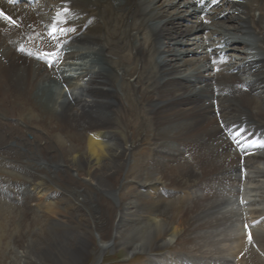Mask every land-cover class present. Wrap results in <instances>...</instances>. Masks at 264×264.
Instances as JSON below:
<instances>
[{"label":"bare ground","instance_id":"obj_1","mask_svg":"<svg viewBox=\"0 0 264 264\" xmlns=\"http://www.w3.org/2000/svg\"><path fill=\"white\" fill-rule=\"evenodd\" d=\"M263 10L264 0H53L52 3L40 2L35 7L26 4L9 6L0 0V109L17 104L23 106L22 110L12 107L15 109L13 112L12 108L11 112L0 110V159L17 164L25 160L58 163L61 178L76 177L81 180L76 190L79 206L87 205L93 211L100 209L99 200L108 204L109 199H114L117 184L113 185L108 179L115 178L122 171L139 134L138 124L145 122V118H137L138 112L133 103L148 101L152 107V123L156 127L172 126L168 132L165 131L166 139L156 143L163 148L159 150L162 159L171 163L181 155L176 148L165 149L168 141H173L177 146L189 147L198 161H207V164L213 161L211 176L225 173L222 177L209 176L210 183L197 182L200 187L187 193V206L185 211L182 210L187 222L196 226L195 229L226 224L230 220L227 213L205 220L204 214L211 212L210 215H214L217 212L215 208L224 207L225 203L223 199L222 202L219 200L218 194H211L213 184L220 181L221 186L232 184L244 187L245 192H240L243 204L237 216L241 217L242 223L239 224L242 226H232L235 235L241 230L243 233L240 232L237 237L224 234L222 238L219 236L223 233L215 234L213 236H219L211 238V243L217 240L223 250L231 252L222 257L223 260L236 258L245 250L249 254L250 243L256 241L254 236L260 240L262 237L259 238V235H264V171L261 169L264 152L243 155L232 152V149L253 126L254 129L258 125L264 128V110L261 107L264 106ZM204 12L206 16H203ZM129 21L130 25L127 24ZM223 21H229L232 29L228 26L223 30L215 28V24H222ZM122 24L128 35L126 49L130 53H123L124 44L119 46L123 42ZM54 25H57L56 28H53ZM168 37L171 42L162 41ZM76 42L88 43L92 47L76 48L72 46ZM37 48L41 51L36 52H44L46 59L53 58V63L37 59L33 51L30 52ZM150 76L151 81L147 79L146 82ZM56 82L67 89L76 86L88 94L72 97L74 94L71 92L72 98L60 102L58 94L63 91H60L61 94L54 91L53 84ZM139 82H146L147 89L139 90ZM111 97L118 100L119 110L110 101ZM96 106L105 107V111L96 113L93 110ZM7 113H13L18 122L11 121L12 116L10 118ZM118 115L130 127L131 134L112 126V118ZM43 119L50 123L49 127L46 126L49 135L56 129L70 128L80 132L78 136L85 139L87 151H64L58 156L46 150V137L35 132L43 126ZM237 123L238 126L247 125L230 141L224 133ZM30 136L33 138L30 139ZM53 137L56 144L67 146L60 137ZM35 138L39 140L35 141ZM259 148L264 149V144ZM92 157L96 158L95 166L90 163ZM101 162L103 164L99 165ZM191 163L180 168L179 176L183 180V177L195 176L197 163ZM173 166L171 170L175 171ZM70 169H83V177L70 173ZM203 172L207 171L204 169ZM170 176L162 177L163 181L179 184ZM0 181V191L7 190L8 186ZM27 182L36 186L34 180ZM22 190L27 209L34 211L36 204L30 199L33 189L24 186ZM199 191L202 194H198ZM132 198L114 206L110 230L106 228V215L103 213L89 222H84L86 216L76 218V223L62 224L48 232L41 228L30 231L20 220L8 250L13 256V263L33 264L35 259L40 264H80L90 253L88 248L93 243L99 253L119 247L133 253L170 244L172 239L167 242L161 239V235L174 237L178 232L166 228L160 232L162 230L158 228L162 224L158 221L151 222L153 228L149 227L142 235L125 232V226L139 222L136 214L144 207L143 201ZM80 207L78 211H81ZM3 208L0 207V218L8 214ZM124 218L127 223H124ZM81 226L83 234L77 230ZM191 226L187 227L186 233L193 231ZM89 228H92L91 232ZM27 231L31 235L25 239ZM87 232L89 236H86ZM94 232L97 238L93 237ZM33 235L35 237H31ZM251 235L252 240L249 239ZM179 237H182V242L190 243L187 234L182 233ZM204 237L196 236L191 243L198 239L202 241ZM262 241L264 245V238ZM204 246L202 244L194 249L201 253ZM63 251L70 258L62 255ZM239 258L241 264H250L244 261L245 258Z\"/></svg>","mask_w":264,"mask_h":264},{"label":"rangeland","instance_id":"obj_2","mask_svg":"<svg viewBox=\"0 0 264 264\" xmlns=\"http://www.w3.org/2000/svg\"><path fill=\"white\" fill-rule=\"evenodd\" d=\"M46 2L52 3L53 0H45L43 3H46ZM161 2H163V0H161ZM256 13H258V12H256ZM127 24L130 25L131 22L129 21ZM185 24L187 25L188 23L185 22ZM217 25L218 24H215L216 29L223 30L227 26L229 28H231L229 21H223L222 24L221 23L219 24L220 26L218 25L219 27ZM121 28H123V24H122ZM123 30H124V28H123ZM121 37L123 39L122 40L123 42H120L119 46L124 44L125 48L123 50V53H130V51L126 49L127 48L126 45L129 44L128 35L126 33V30H124V33ZM150 38H151V35H150ZM212 38H213V36H212ZM170 39L171 38L168 37V39L167 38L162 39V41L167 40L166 42H171ZM112 41H114V39H112ZM114 42H116V41H114ZM169 45H171V44H169ZM72 46H74L76 48H82V49L92 47L91 44L82 43V42L73 43ZM176 48L179 49V47H176ZM157 56H158V54H157ZM115 58L116 57H114V59ZM141 62L142 61H139V63H141ZM145 76H146V74H145ZM145 76H143V77H145ZM147 79H149L151 81V76L149 78H146V80H145L146 82H147ZM73 82H71V83H73ZM146 82H139L138 83L139 87H140L139 90L147 89L148 85ZM53 88H54V91H56L57 93L58 92L60 93L61 90L63 91L62 94L60 93L62 96L58 94V98L60 99L59 100L60 102L61 101L65 102L66 100H68L72 97L82 96V94H83V96L88 94L87 91L82 92V90L78 89V87H76V86H74L71 89L70 88L67 89V87L65 85H63L62 83H57V82L53 84ZM191 89L194 90V86H192ZM71 92L74 94L73 96L70 94ZM62 98H63V100H62ZM110 101H112V103L115 105L114 107L116 109H118V110L120 109V106H119V103H118V100L116 99V97H111ZM135 102L133 103V105H134V107H136L135 110L137 109L136 112H138L137 118L138 119L145 118V122L143 124H141V123L138 124V127H139L138 133L139 134L136 135L135 145H134L133 149L131 150V154L128 157L129 159L124 164L122 171L120 173L116 174L117 175L115 177L116 179L115 178L108 179V181L110 183H112L113 185L117 184V186L115 185L117 190L114 192L115 193L114 199H109L110 203H108V204H104L105 203L104 201L99 200L98 205H99L100 209L96 208V210L93 211V209L88 207L87 205H84L81 207L79 206L80 203L78 202V200L76 198V196H77L76 190H77V188L80 187L81 180H79L78 178L76 179V177H74L72 179H70L69 177L61 178L60 177L61 171L59 170V166L57 165L58 163H56V165H55V163H53L51 161H47V160L46 161H43V160L27 161V160H25L24 162L21 163L22 164L21 165V164L11 162L7 159H2V158L0 159V179H2V182L8 186L7 190H9V191H7V190L0 191V207L1 208L5 207V208H3V210L8 212V214L6 213V216L0 218V220H1L0 221V225H1V227H0V264H14L13 263L14 262L13 256L10 253V251H8V250L10 247V241L12 240V236L16 231L15 228H16L18 222H20V220H23L25 222L24 223L25 226L27 225L28 226L27 229H30V231L41 228V229H44V231L48 232V231H52V230L58 228L57 226H60L62 224H68L69 222L76 223V220H77L76 218L82 219L81 218L82 216H84V217L86 216V221H84V222H89L90 220L94 219V216H97V215H100L101 213H103L106 215V218H105L107 221V227L106 228L108 230H110V223H111L112 218H113L112 215H113L114 206L116 207V205H120L125 199L129 200V198L131 199L132 197H133L132 199L139 198L140 201H143L144 207L137 211L136 215H137V217L139 216V222H137V224H134L132 222V225L129 224V225L125 226V229H127L125 232H128V234L134 232V233H138V235H142L149 229V227L151 229L153 228L151 226V222L154 223V222L158 221L160 224L163 225V226L161 225L158 228L159 230H162L160 232H163V230L166 228V229H169V231H171V232L175 229V231L178 232V234L175 235L174 237L167 236V235L165 236L162 234L161 236H163V237H161V239L166 240L167 242H169L168 239L169 240L172 239V240H171L170 244L165 245L159 249L147 250V251H136L133 253H130V251L128 249H124L122 247L115 248V249L108 248V249H106V251L99 253L97 248L95 247V245L93 243V245H91V248H88L90 253L84 258L83 262H81L80 264H237V263L241 264L240 263L241 258H239V257H242V260H243L245 258L244 254H246V258L244 260L246 262H248L250 264L253 262H255V264H264V245H262L263 241L261 242V239L264 238V235H262V234L259 235V238L262 237L260 240L257 239L258 236H254L256 238V241H252V243H250L251 249H250L249 254L245 250V251H243L242 255H237L236 258L231 257L230 258L231 261L230 260H223V258L227 257L229 255V253L231 254V252H227V251H225V249L223 250V246L218 244L219 242L217 240H215V241H213V243H211L213 238H217L219 236L218 235L217 237H215L213 235L223 233L222 236H219L220 238L224 237V234H229L232 236V235L236 234L233 231L234 230L233 227L238 228V227L242 226V224H239V223H242V222H240L241 217L237 218V216L241 212L240 208L243 204V200H241L240 195L242 194V191L245 192L244 187L238 188L236 186H233L232 184L231 185L226 184V185L221 186L219 183L220 181H217L218 183H214L215 185L213 184V187H212L213 191L211 190L212 193L211 192L210 193L211 194H218L220 196L219 200L221 202L224 200L223 202H225V203H224V207L222 205L221 207H217L218 208L217 210L215 208V211H217V212L214 215H210L211 212H209L208 214H204L205 220H207L208 218H211L212 216H221V215H225V213H227L228 215L226 214V216L227 217L229 216L230 220H229V222H227L225 220V222H227L226 224H222L220 226H214V227H205V228H201V229H195V228H197L196 226L195 227L191 226L187 222L186 217H184V215H183L184 214L183 211H185L184 208H186V206H187L186 204L188 202V200H187L188 194L187 193H189L190 191H194L195 189H198L197 186L200 187L197 184V182L203 181V182L208 183L210 181L211 177H213V176H214L213 178L222 177V176H224L225 173L217 174V175L214 174L213 176H211L212 175L211 167L214 166L213 161L212 162L208 161V164H207V161L206 162L205 161L200 162V161H198V158L196 159L195 155H193V153L190 152L191 149L189 147L177 146L173 141H171V142L168 141V143H169L168 147H166L165 149H174L175 150V148H176L181 155H179L177 157V159L171 163L166 162L164 158L162 159V156H161L159 150L163 149V148H159L158 145H156V143L160 142L162 140L164 141L166 139V138H164V135H166V132H168V130L172 129V126L156 127L152 123V121L150 120L152 117V110H150L152 108L151 103H149L148 101H142L139 104L137 102L136 103ZM12 107H15V108H18L19 110H22L23 106H22V104L21 105L17 104L14 106L12 105ZM12 107L8 106L6 108L5 106L4 107L2 106L1 107L2 109H0V110H3L5 112H7V111L11 112ZM261 107H263V110H264V106L261 105ZM93 110L96 113L100 114L103 111H105V107L96 106L93 108ZM13 111H15V109L12 108V112ZM24 113L26 114V112H24ZM7 114L10 115V118L13 115V113H7ZM118 116L112 118L111 123L113 125L112 124L111 125L114 126L115 128H119L120 130L123 129L122 131H125V132L127 131V133L131 134L132 130L130 129V127H128V125L125 124V122H123V120L121 119L122 118L121 116H119V117ZM11 119H13V120H11L13 122L14 121L18 122V120H19L18 118L14 119L13 116ZM55 120H57V119H55ZM42 125L44 127L42 126L41 129L38 127L39 129L35 130V132L36 133L39 132L38 134H40L43 138L46 137L44 140V141H47L46 145H45L46 150H49L53 153H56L58 156H61L64 153V151H70V152L74 151L73 153H80V152L84 153L85 151H87V144H86L85 139L83 140V138L78 136V133H80V132L75 131V130L70 129V128L62 129V130L61 129L54 130L52 135L60 137L65 142V144L67 145V146H60L59 144H56L57 142H55L54 137L52 135H49V131L46 130V128L50 126L49 121L47 119L46 120L43 119ZM34 127H36V126H34ZM237 127H239V126L237 125ZM231 130H233V129H231ZM263 130H264V128H263ZM11 131L13 132L14 130H10L9 132H11ZM44 134H45V136H44ZM46 134H48V135H46ZM14 135L17 136L18 134L14 131ZM47 137H49V139ZM76 137H77V139H76ZM31 138H33V137L30 136V139ZM160 138H161V140H160ZM37 139L39 140V138H35V141H37ZM171 144H172V147H171ZM109 145H112V142L109 141ZM206 147H207V145L204 146V148H206ZM33 149H35L34 151H36L35 147H33ZM232 150H233L232 152H238L239 154H243V155L250 154L248 152H251L252 154L253 153L259 154V153L264 152V149H258L256 151V150H251V147H250V149L243 151L238 146ZM12 154H13V152H11L10 155H12ZM180 157H181V159H180ZM153 158H155V159H153ZM185 158H187V159H185ZM99 160L101 161L102 158L101 159L99 158ZM156 160L160 164L158 162L156 164ZM182 161L184 164L182 163ZM261 161H262V164H261L262 168L261 169L264 171V158ZM36 162H37V164H36ZM43 162H45L46 164ZM191 162L197 163V165L195 166V169H194L195 176L191 177V178L190 177H183L184 178V180H183L182 177L179 176L180 175L179 174L180 168L187 165V164H192ZM90 163L92 165H94L96 163V158L92 157L90 159ZM102 164L103 163L101 162L99 165H102ZM175 164H176V166H175ZM198 164H200L202 166H200ZM203 165H205V167L207 166V168L204 167L205 171H207V172H203L204 171ZM172 166H173V170H175V171L171 170ZM25 171L28 173L26 174ZM45 171H47V172H45ZM76 171H72L70 169V173H74L76 176L78 175V176L83 177V175H84L83 169H79ZM170 171H172V173ZM210 171H211V173H210ZM29 172L31 174H29ZM206 174H207V176H206ZM31 175H33L34 177ZM196 175H198V176H196ZM164 176L172 177L174 180L179 182V184H173V183H171V181L164 182L162 179V177H164ZM209 176H211V177H209ZM202 177L205 179L203 180ZM29 178L31 180H34V182L36 183L35 187L29 185V182H27L28 180H30ZM173 179H171V180L173 181ZM185 179H186V181H185ZM74 180H76V181H74ZM24 182L27 183V185H24L25 184ZM42 182L44 185H42ZM114 182H116V183H114ZM9 184H10V186H9ZM219 185L221 187H219ZM24 186H27L29 188V190L33 189V192L31 193L32 196L30 197V199L33 201V204H36V205L33 206L34 211H32V212L27 209V207L24 203L25 202V199H24L25 195H24V191L22 190ZM73 186H76V187H73ZM20 190H22V191L20 192ZM72 190H74V191H72ZM17 192H18V194H17ZM240 192H241V194H240ZM198 194H202L201 191H199ZM224 194H226V195H224ZM1 198H3L4 201ZM21 198L23 200H21ZM229 198H230V200H228ZM77 205L80 207L81 211H78L79 207L77 208ZM190 205H191V202H190ZM9 210L11 213L9 212ZM12 211H13V213H12ZM25 211H28V212H25ZM199 212H201V211H199ZM26 213H28V214H26ZM201 213H205V211L201 212ZM200 219H201V217H200ZM237 219L239 221H237ZM141 220H142V222H140ZM124 223H127L126 219H125ZM8 225H9V227H7ZM84 225L86 227H89L88 223H85ZM190 226H191V229L193 231H189L186 233L185 230L187 229V227L189 228ZM228 227H230V228L228 229ZM82 229L83 228L81 226V227H78L77 230H78V232H81ZM89 229L91 232L92 228H89ZM216 230H218L219 232ZM30 231L26 232L25 239L27 238V236L29 237L31 235ZM84 231H85V229H84ZM240 232H242V230ZM240 232H239V234H240ZM182 233H183V235L187 234V237L190 238V243L188 241H186V243L182 242L183 241L182 237L178 238V236ZM81 234H83V232H81ZM239 234L235 235L234 237L239 236ZM89 235H90V233L87 232L86 236H89ZM204 235H205V237L203 238L202 241L200 239H198L197 242L191 243V241H194L193 239L196 238V236H204ZM94 236H96V238L98 237L95 234V232L93 234V237ZM31 237H35V236L33 235ZM39 238H41V236ZM251 238H252V235L250 236L249 239L252 240L253 238L252 239ZM66 241H68L67 238H66ZM207 242H209V243H207ZM194 244H198V246L197 245L194 246ZM202 244L205 245L204 246L205 249H203V252H201V253L196 252L195 249H198V247L202 246ZM228 244H230V243H228ZM255 245H257V246L254 247ZM232 246H233V243H232ZM194 247H195V249H194ZM257 248H258L259 252L257 251ZM35 251H36V249H35ZM46 251L47 250H45V252ZM73 251L76 252L75 249ZM46 253H48V252H46ZM63 254L66 255V258H70L68 256V254L65 253L64 251L62 252V255ZM255 254L258 256L256 257ZM254 255H255V257H254ZM31 258H33V257H31ZM253 258L254 259L260 258V260H258L259 261L258 262L257 259L254 260ZM34 261L35 262L33 264H40L35 259H34ZM21 264H26V263L21 262Z\"/></svg>","mask_w":264,"mask_h":264},{"label":"snow or ice","instance_id":"obj_3","mask_svg":"<svg viewBox=\"0 0 264 264\" xmlns=\"http://www.w3.org/2000/svg\"><path fill=\"white\" fill-rule=\"evenodd\" d=\"M7 18V17H6ZM58 30V29H57Z\"/></svg>","mask_w":264,"mask_h":264}]
</instances>
